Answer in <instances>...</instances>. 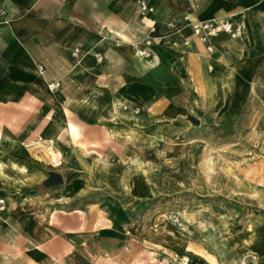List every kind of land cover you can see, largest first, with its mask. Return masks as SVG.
Masks as SVG:
<instances>
[{
	"label": "crops",
	"instance_id": "0c3cea01",
	"mask_svg": "<svg viewBox=\"0 0 264 264\" xmlns=\"http://www.w3.org/2000/svg\"><path fill=\"white\" fill-rule=\"evenodd\" d=\"M137 1L0 0V264H10L13 252L25 264H175L181 256L190 264L238 261L197 244L177 251L154 240L143 248L133 232L92 211L94 205L50 208L87 195L85 180L37 189L44 166L64 163L68 173L89 175L72 163L92 156L95 143L118 145L111 129L139 126L144 118L167 127L195 107L192 93L200 105L205 96L213 99L215 81L240 96L239 82L264 63L256 24L264 19V0H141L144 14ZM220 17L243 18L246 35L212 37L208 53L190 23ZM50 83L57 84L53 90ZM233 112L228 107L219 120H232ZM261 244L251 251L263 255Z\"/></svg>",
	"mask_w": 264,
	"mask_h": 264
},
{
	"label": "rangeland",
	"instance_id": "374dc122",
	"mask_svg": "<svg viewBox=\"0 0 264 264\" xmlns=\"http://www.w3.org/2000/svg\"><path fill=\"white\" fill-rule=\"evenodd\" d=\"M256 24L261 26L257 37L264 41V19H257ZM261 64L239 82L243 94L236 95L226 81H215L213 99L205 96L200 105L199 96L192 93L195 107L167 127L151 126L144 118L139 126L110 128L108 134L117 135L118 145L95 143L92 156L72 163V168L90 171L76 178L88 182L91 190L84 197L50 208L94 205L92 211L117 221L124 232H133L143 248L152 247L154 240L177 251L199 245L238 260L235 264H264V253L260 256L251 251L253 245L256 249H261L260 243L264 246ZM228 107L234 110L232 120H219ZM189 116L197 118L199 125H193ZM102 134L107 135L103 130ZM66 167L62 163L58 168L44 166L42 171L44 177L49 171L61 172L66 180L70 173ZM14 253L10 264H25ZM183 257L191 263L189 256L175 258L174 263L179 264Z\"/></svg>",
	"mask_w": 264,
	"mask_h": 264
},
{
	"label": "built area",
	"instance_id": "2783aa9c",
	"mask_svg": "<svg viewBox=\"0 0 264 264\" xmlns=\"http://www.w3.org/2000/svg\"><path fill=\"white\" fill-rule=\"evenodd\" d=\"M139 12L144 14L148 11L145 3L141 0L137 1ZM5 12L0 10V15H3ZM190 29L192 31V35L196 37L199 41L205 44V49L208 53L213 51L212 45L210 44V39L219 34H226L232 40H244L247 31V24L243 18H225L220 17L211 20L199 21L194 20L190 23ZM149 44V41H146ZM143 56L146 54L144 52L141 53ZM39 69L41 67L39 66ZM57 84L50 83L48 84V88L53 90ZM5 201L4 199H0V211L4 210ZM179 264H189V259L187 257H183L180 260Z\"/></svg>",
	"mask_w": 264,
	"mask_h": 264
},
{
	"label": "water",
	"instance_id": "95a60500",
	"mask_svg": "<svg viewBox=\"0 0 264 264\" xmlns=\"http://www.w3.org/2000/svg\"><path fill=\"white\" fill-rule=\"evenodd\" d=\"M188 120L195 126L199 125V120L193 116H189ZM63 182V177L60 173L49 171L45 179L38 185L39 190H44L50 187L57 186Z\"/></svg>",
	"mask_w": 264,
	"mask_h": 264
},
{
	"label": "trees",
	"instance_id": "16d2710c",
	"mask_svg": "<svg viewBox=\"0 0 264 264\" xmlns=\"http://www.w3.org/2000/svg\"><path fill=\"white\" fill-rule=\"evenodd\" d=\"M263 65H261V67H262ZM260 67V68H261ZM259 68V69H260ZM256 75V72L254 73V75H253V77ZM79 174L78 173H69L68 175H67V180H71V179H73V178H76L77 176H78Z\"/></svg>",
	"mask_w": 264,
	"mask_h": 264
},
{
	"label": "bare ground",
	"instance_id": "6f19581e",
	"mask_svg": "<svg viewBox=\"0 0 264 264\" xmlns=\"http://www.w3.org/2000/svg\"><path fill=\"white\" fill-rule=\"evenodd\" d=\"M49 148V147H48ZM50 152H51V154L54 156V154L52 153V151L51 150H49Z\"/></svg>",
	"mask_w": 264,
	"mask_h": 264
}]
</instances>
